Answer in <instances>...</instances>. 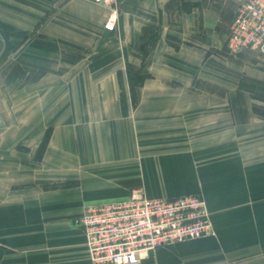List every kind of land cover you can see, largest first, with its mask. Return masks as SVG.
<instances>
[{
	"label": "crops",
	"instance_id": "obj_1",
	"mask_svg": "<svg viewBox=\"0 0 264 264\" xmlns=\"http://www.w3.org/2000/svg\"><path fill=\"white\" fill-rule=\"evenodd\" d=\"M239 3L121 0L112 33L107 5L0 0V264H92L78 224L84 205L200 195L201 182L219 237L139 264H264L249 241L254 223L239 219L264 216V154L228 159L230 135L248 129L230 105L238 95L196 92L204 81L264 83V56L227 50ZM141 64L150 76L140 92L122 93L119 75L125 83L126 65ZM252 112L247 104L250 122ZM72 180L79 186H61ZM232 184L236 202L221 205Z\"/></svg>",
	"mask_w": 264,
	"mask_h": 264
},
{
	"label": "built area",
	"instance_id": "obj_2",
	"mask_svg": "<svg viewBox=\"0 0 264 264\" xmlns=\"http://www.w3.org/2000/svg\"><path fill=\"white\" fill-rule=\"evenodd\" d=\"M117 7L119 0H89ZM227 50L264 56V0H239ZM118 8L105 29L115 32ZM93 264H139L157 249L207 237L214 232L212 214L201 195L173 199L135 195L125 201L90 205L78 218Z\"/></svg>",
	"mask_w": 264,
	"mask_h": 264
},
{
	"label": "rangeland",
	"instance_id": "obj_3",
	"mask_svg": "<svg viewBox=\"0 0 264 264\" xmlns=\"http://www.w3.org/2000/svg\"><path fill=\"white\" fill-rule=\"evenodd\" d=\"M100 5H106V4H100ZM107 6H109V5H107ZM120 6H121V0H119L117 7H115V6L114 7L109 6V7L111 8V12H112V10L114 8H118V10H121ZM104 26H105V24H104ZM104 29H105V27H104ZM115 32H112V33H115ZM148 35H149V38L146 41L145 51H144V53L146 55L149 54V51L152 49L153 43H154L153 39H155L154 37L156 35H158V33H156L155 30H154V32H153V30H151L148 33ZM139 51H140L139 55H140V59H141V63H142V44L139 47ZM69 71L70 70L68 68V72ZM124 73L126 74L125 83L123 82L122 75L121 74L119 75V81H120L122 93H125V89H126V91L128 93L136 95L137 93L140 92V89L142 88V85L145 82L144 81L142 84L139 76L142 75V78H143L148 73V71L145 70L144 65H142V64L139 65L138 67L137 66L135 67V65H126V71ZM123 83L125 85V88H124ZM230 83L233 85L222 86V85L215 84L212 82L204 81V82L200 83V85L198 87L199 91H196V92H206V93L208 92V93H213V94H224V93H227L229 89H234L231 92L235 91V93H237V95H238L237 99L238 100L230 103V105H232V107H234L233 108L234 111L235 110L239 111V113L243 117V118H239V120H242L245 124H247V127H245V128H248V129L243 131V135H237L236 137L234 134L230 135V138L228 139V142H229L228 145L230 147H228V150H227V158L228 159H234V155H236L237 157H239L240 159H243V160L246 158L252 159V154H254L256 151H258L260 157H262V155L264 154V148H261V149L258 148L259 150H257V148H255L256 147L255 144H251V143H260L261 144L264 142V127L262 126V125H264V83L261 81H258L256 79L242 78V77H239L237 79H232V80H230ZM243 93L248 94L251 97L252 101H249V103H246L242 99L243 97L241 98V96H240ZM137 103H138L137 101H134V105H137ZM247 104L252 108V111H253L252 114H254L253 115L254 119H251V122H250V119H248V116H246ZM242 111H244V113ZM248 121H249V123H248ZM253 131H254V133H253ZM257 133L259 135H256ZM235 138H237V139L234 141ZM240 138H244V139L241 140ZM234 145L237 147V150H235V151H234ZM242 147H247V148L242 149ZM214 156L215 155H212L211 159H214ZM195 168L197 171V169L199 167L195 166ZM246 168H250V167H245V169ZM259 168L262 169L263 167H259ZM231 177H233V175ZM245 184H247V183H245ZM199 185L201 188L200 195L202 197H204L203 196L204 192L202 190V182ZM61 186L64 188H74V187L79 186V183L77 181L72 180V181L64 182ZM232 186H233V184L230 185L229 190L227 192H225L226 195H220L219 199H220L221 205H223L226 197L230 203L234 204L236 202V198H234V196H233L234 190H233ZM216 192L219 193V190L216 189ZM142 195H143V192H142ZM204 199H205V197H204ZM263 200L264 199H260V202H262ZM252 202L254 203L255 201H252ZM90 205L91 204L84 205L82 207V211H84V209ZM229 208H231V206L226 207L227 213H229V214H227L225 222H230V225L233 226V223L235 221V214L233 212H231V210ZM239 219L243 220L244 222L248 219L249 223L251 221L254 223L253 224V227H254L253 232H255V233L252 236L250 235L249 241L257 244L258 251H259V253H261L264 250V246L261 244V243H263V240H264V216L262 217L259 215V218L257 220L256 215L252 217V215L250 213H247V215L246 214H243V215L239 214ZM258 223H259V225H257ZM218 237H219L218 231H217V228L214 224V232L207 237H203V238L195 239V240H189V241H185L183 243H174L171 245H167V246H164V247L157 249L156 251H154L153 254H155L158 250H164V251H167L168 249L176 250L180 246H182L183 244L185 245L188 243L200 242V241L207 240V239H217ZM148 258H146V259H148Z\"/></svg>",
	"mask_w": 264,
	"mask_h": 264
},
{
	"label": "trees",
	"instance_id": "obj_4",
	"mask_svg": "<svg viewBox=\"0 0 264 264\" xmlns=\"http://www.w3.org/2000/svg\"><path fill=\"white\" fill-rule=\"evenodd\" d=\"M153 32H154V30H153ZM156 33H158V32H156ZM157 36H158V35H156V36L154 37V38H155V39H153L154 41L156 40V37H157ZM145 44H146V43H144V48H145ZM153 45H154V44H153ZM149 76H150L149 73H147L143 78H142V75L139 76L141 83L143 84V82H144ZM49 139H50V133L48 132V134L46 135V138H45V140H44V144L42 145L41 152L44 151L45 147L47 146V144H48V142H49Z\"/></svg>",
	"mask_w": 264,
	"mask_h": 264
}]
</instances>
